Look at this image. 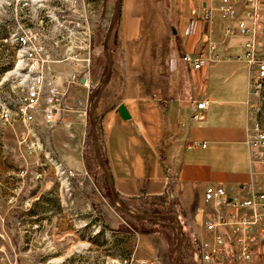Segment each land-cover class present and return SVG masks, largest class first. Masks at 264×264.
<instances>
[{"label":"crops","instance_id":"0c3cea01","mask_svg":"<svg viewBox=\"0 0 264 264\" xmlns=\"http://www.w3.org/2000/svg\"><path fill=\"white\" fill-rule=\"evenodd\" d=\"M217 1L167 0L165 12L155 0H120L108 45L111 74L92 113L99 155L121 200L144 196L172 203L182 224L181 262L264 264V232L250 235V258L243 260L225 227L209 232L202 225L219 214L243 211L205 202L206 187L220 185L228 197L245 198L262 183L264 172L258 161L260 149L244 143L247 65L225 58L243 51L245 37L236 32V18L253 2L263 5L264 0H238L236 15L229 18L218 15ZM208 41L216 43L219 58L198 69L188 68L183 53L208 56ZM52 69L60 85L65 68L54 64ZM78 88L84 86L69 89L65 97L70 110L51 130L40 115L34 129L77 187L67 196L84 199L87 195L79 188L89 182L93 198L100 200L86 108L79 101L73 103L71 94ZM201 99L208 100L203 118L193 120L190 107ZM119 104L127 119L119 116ZM216 232L222 237L219 245L213 242ZM203 242L218 250L210 262L200 259L198 246Z\"/></svg>","mask_w":264,"mask_h":264},{"label":"rangeland","instance_id":"374dc122","mask_svg":"<svg viewBox=\"0 0 264 264\" xmlns=\"http://www.w3.org/2000/svg\"><path fill=\"white\" fill-rule=\"evenodd\" d=\"M113 1L0 0V102L12 105L21 86L14 33L38 24L41 17L65 14L57 9L73 4L86 14L91 30L88 85L71 93L73 103L79 101L87 108L106 70L102 39ZM155 2L165 12L168 10L167 0ZM5 38L10 43H3ZM259 40L260 46L264 44V34ZM54 64L64 66L65 76L67 67L63 62ZM64 102L68 104L66 97ZM86 126L89 128L87 122ZM38 138H31L19 121L5 123L0 119V264H173L174 228L168 225L174 224L172 218H131L112 204L101 178L100 183L94 177L91 181L103 199L93 198L89 182L79 188L86 199L67 196L77 187ZM93 163L99 170L95 160ZM121 201L134 214H175L172 206L159 199H148L145 207ZM179 264H185L181 257Z\"/></svg>","mask_w":264,"mask_h":264},{"label":"built area","instance_id":"2783aa9c","mask_svg":"<svg viewBox=\"0 0 264 264\" xmlns=\"http://www.w3.org/2000/svg\"><path fill=\"white\" fill-rule=\"evenodd\" d=\"M237 2L238 0H218L215 9L221 18L233 17L236 15ZM64 9L70 11V14L64 12ZM57 10L65 14L52 13L45 18L41 17L38 24L21 28L14 33L17 40L26 45L22 67L17 72L21 76V86L12 105L0 102V119L5 123L19 121L31 138L32 133H36V116L40 115L51 130L62 113L70 110L69 105L64 102L69 89L79 84V76L87 79L91 34L88 17L81 10L75 9L73 4ZM259 13L264 17V4L253 2L241 17L236 18V32L245 37L243 51L225 58L247 65L244 143L251 149H260L258 161L264 165V128H260L257 121L259 88L264 84V44L259 49L256 47L264 34V19L262 22L259 20ZM216 47L215 42L208 41V56L183 53L181 59L190 69L201 68L208 61L219 58L215 52ZM57 62H63L67 67L60 85L55 83L56 76L52 72V64ZM207 104V99L195 101L190 107V118L201 120ZM14 111H21V118H14ZM66 174L70 175L69 172ZM203 200L213 207L228 206L243 210L239 214H219L215 220L205 219L202 225L209 232L225 227L233 243L238 245V256L243 260L249 259L250 235L254 233L259 236L264 232V172L262 183L248 197H228L224 187L216 185L205 188ZM213 242L216 245L222 243L219 233L213 235ZM198 249L202 262H210L212 255L218 251L215 247L209 248L206 242L199 244Z\"/></svg>","mask_w":264,"mask_h":264},{"label":"water","instance_id":"95a60500","mask_svg":"<svg viewBox=\"0 0 264 264\" xmlns=\"http://www.w3.org/2000/svg\"><path fill=\"white\" fill-rule=\"evenodd\" d=\"M119 4H120V0H114L113 1L111 14H110V17H109V20H108V23H107V26H106V29H105V32L103 35V39H102V53H103V57H104L105 63H106V70H105L104 76L101 79L100 84L97 88L96 94H95L94 98L92 99L91 104L86 108L87 123H88V127H89L91 144H92V153H93L95 163H96L100 173L102 174V176L106 180L107 187H108L109 194H110V198H111V202L114 206L119 208L122 212H124L125 214H127L128 216H130L133 219H144L147 217H151L153 219L172 218L174 220V224L169 223L168 225H171L174 228V247H175V249H174L173 264H179V257H180V253H181V232H180L179 219L177 218V216L173 213L134 214V213L128 211L125 204L121 201V199L118 197L117 193L115 192V190L113 188L111 177H110L108 171L106 170V168H105V166H104V164L100 158V155H99L98 137H97L96 127H95V122H94V119L92 116V112H93V109H94L96 102L98 100L99 94H100L102 88L104 87V85L108 82L110 74H111V59L109 57L108 50H107V41H108L109 33L111 31V28H112L113 21L115 19V16L117 14L118 9H119ZM78 82H79V84H81L83 86L88 85L87 80L83 76H79ZM116 109H117L119 116L122 119H127L129 117L122 104H119Z\"/></svg>","mask_w":264,"mask_h":264},{"label":"bare ground","instance_id":"6f19581e","mask_svg":"<svg viewBox=\"0 0 264 264\" xmlns=\"http://www.w3.org/2000/svg\"><path fill=\"white\" fill-rule=\"evenodd\" d=\"M4 43L9 42V39L5 38ZM16 53L15 56L18 58L19 67L16 69L18 72L22 67V58L26 54V45L21 41L15 39ZM10 43V42H9ZM14 118H21V111H14ZM257 121L260 128H264V84L259 88V98H258V109H257ZM32 138L38 141L37 133H32Z\"/></svg>","mask_w":264,"mask_h":264},{"label":"trees","instance_id":"16d2710c","mask_svg":"<svg viewBox=\"0 0 264 264\" xmlns=\"http://www.w3.org/2000/svg\"><path fill=\"white\" fill-rule=\"evenodd\" d=\"M117 15H118V12H117L116 16H117ZM116 16H115V17H116ZM94 122H95V121H94ZM101 159H102V157H101ZM102 161H103V159H102ZM95 172H97L96 174L100 176V178L102 179V181H103L104 184H105V190H106V192L109 193V190H108V187H107V183H106L105 178L100 174V171H99V170H97V171L95 170ZM105 190H104V191H105ZM103 196H106V195L103 194ZM155 199H158V198H156V197L152 198V200H155ZM128 200L131 201V202L134 203V204H138V205H140L141 207H145V205L147 204L148 198H146V197H144V196H137V197H130V198H128ZM167 204L170 205V206H172V203H170V202H168ZM175 215H176L177 218L179 219L180 232H181V236H182V224H181V222H180V218H179L178 214L175 213Z\"/></svg>","mask_w":264,"mask_h":264}]
</instances>
